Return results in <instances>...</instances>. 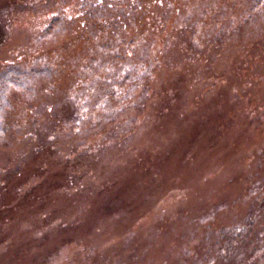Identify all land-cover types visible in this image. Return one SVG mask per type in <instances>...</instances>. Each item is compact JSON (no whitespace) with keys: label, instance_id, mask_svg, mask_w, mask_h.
I'll return each instance as SVG.
<instances>
[{"label":"rangeland","instance_id":"obj_1","mask_svg":"<svg viewBox=\"0 0 264 264\" xmlns=\"http://www.w3.org/2000/svg\"><path fill=\"white\" fill-rule=\"evenodd\" d=\"M8 64L0 264H264V0H0Z\"/></svg>","mask_w":264,"mask_h":264},{"label":"trees","instance_id":"obj_2","mask_svg":"<svg viewBox=\"0 0 264 264\" xmlns=\"http://www.w3.org/2000/svg\"><path fill=\"white\" fill-rule=\"evenodd\" d=\"M92 13L94 14V16L100 14L98 10L93 11ZM67 25L68 23L64 21L63 18H55L43 33L47 35L48 33H50V31L62 32L64 31L62 30L63 28H67ZM46 73H48L47 69H27L23 66L14 64H8L6 68L0 72V138L5 136L6 134L5 114L9 109L12 108V103L9 97H7L9 96V90L15 88L26 93H31L33 90L32 85H30L32 84V80L36 78V75ZM141 109L143 110V108ZM125 123L127 125H130V123H132L131 125H133V120H127V122ZM119 127H121V125ZM111 133H114V131H112ZM240 233L242 232H238L237 234ZM222 234L224 238L229 239V237H231V235H229L228 231L226 230H224ZM237 234L235 236H237Z\"/></svg>","mask_w":264,"mask_h":264}]
</instances>
